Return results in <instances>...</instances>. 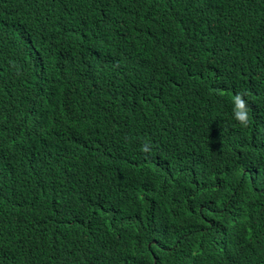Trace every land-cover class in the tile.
I'll return each instance as SVG.
<instances>
[{
  "label": "trees",
  "instance_id": "trees-1",
  "mask_svg": "<svg viewBox=\"0 0 264 264\" xmlns=\"http://www.w3.org/2000/svg\"><path fill=\"white\" fill-rule=\"evenodd\" d=\"M240 1L229 27L218 0H0V264H264V2ZM107 207L131 235L94 234Z\"/></svg>",
  "mask_w": 264,
  "mask_h": 264
},
{
  "label": "clouds",
  "instance_id": "clouds-1",
  "mask_svg": "<svg viewBox=\"0 0 264 264\" xmlns=\"http://www.w3.org/2000/svg\"><path fill=\"white\" fill-rule=\"evenodd\" d=\"M218 1L221 3L218 13H217V17H216L218 22L224 26L234 27L236 23L235 21H237V18H238L236 17L234 12L242 8V2L240 0H218ZM224 1H225V5H227V7L224 6V8L233 9L231 13L226 12L222 8L223 6L222 4ZM258 1L264 2V0H258ZM232 67H228V68H232ZM233 105H234L233 116L235 120H237L242 127H247L250 121H249L247 102L243 98V94L238 93L233 97ZM128 111L129 110H127L125 114H127ZM77 135L78 133L74 131L72 136L75 137ZM110 137H111V131L106 129L104 131V138L98 141L99 144L108 145L109 147ZM126 139H129V138L127 135H125V133H123L115 138L114 144L110 145V148H109L110 161H108L109 168L105 170L106 173L109 172L110 170H113L115 167L120 166L118 163H115V160L121 161L127 155H129V153L134 148V146H132L130 142L126 145L123 144V141ZM149 150L150 149L147 147V145H145L142 148V151H145V152ZM77 177L83 180L84 182H86V185L84 184V186H88L89 183H91V181L87 177H81L80 175ZM78 186L79 184H76L73 182H66V183H62L61 185L57 187H53L54 190H57V189L59 190V193L61 196H60V199L58 200V205L56 209L54 210L51 207V205H50V208L53 210V213L56 214V216L61 218L62 221L66 218L68 214H72V211L76 210L80 206V204L78 205L76 204L74 207L71 206L72 203L75 202V199L77 197L76 192H77ZM81 190L78 192L79 198H80ZM73 197H74V200H73ZM101 211H102L101 216L100 215L97 216V220L95 224L93 225L94 234L96 236L106 235L105 238H110V234H111L113 227L117 228L119 232L121 233V235L124 237H128L129 235L132 234V230L130 229V226L127 225V223H113V219L111 215L112 210L110 209V207H107ZM100 220H101L102 225L100 224ZM66 227L70 230V232L73 231L70 228V226L66 225ZM102 229H104L103 230L104 232L102 231ZM94 251L99 252L101 250L96 249ZM103 253L108 254L109 256L112 257V256H116L118 251L117 250H106Z\"/></svg>",
  "mask_w": 264,
  "mask_h": 264
}]
</instances>
